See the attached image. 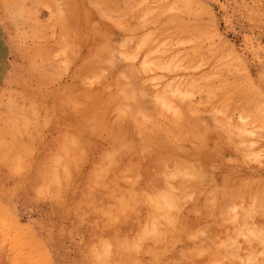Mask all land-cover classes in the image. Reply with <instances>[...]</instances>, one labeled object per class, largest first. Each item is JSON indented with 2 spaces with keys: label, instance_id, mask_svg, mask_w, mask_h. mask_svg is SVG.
<instances>
[{
  "label": "rangeland",
  "instance_id": "obj_1",
  "mask_svg": "<svg viewBox=\"0 0 264 264\" xmlns=\"http://www.w3.org/2000/svg\"><path fill=\"white\" fill-rule=\"evenodd\" d=\"M72 1L24 0L19 18L0 4V141L13 140L7 118L35 125L9 153L22 170L0 163V264H92L87 251L114 243L138 264H262L264 0ZM158 94L180 101L162 108ZM185 162L175 236L155 261L144 228L164 220L142 201L154 203L159 170ZM55 164L68 174L58 187ZM115 192L130 199L123 213Z\"/></svg>",
  "mask_w": 264,
  "mask_h": 264
},
{
  "label": "bare ground",
  "instance_id": "obj_2",
  "mask_svg": "<svg viewBox=\"0 0 264 264\" xmlns=\"http://www.w3.org/2000/svg\"><path fill=\"white\" fill-rule=\"evenodd\" d=\"M23 1L24 0H0V4H1V6H2V10H3V12H5V13H15V15H16V18H19V17H25L26 15H29L30 14V12L28 11V10H26L23 6H22V3H23ZM63 1V0H62ZM67 1V0H66ZM144 2L146 1V0H143ZM143 1H142V3H143ZM95 2V1H94ZM142 3H140V4H142ZM67 4V3H66ZM69 4H72V6L73 7H75L73 4V1L71 0H69ZM88 4V6H89V4H91V5H93L94 4V6H93V9H96V8H98L99 6L97 5V4H95V3H91V1H89V3H87ZM140 4H138L137 6H139ZM64 5V4H63ZM91 5H90V7H83L84 9L83 10H85L86 8H91ZM97 5V6H96ZM70 8H71V6H70ZM79 8H81V6H79ZM135 9H136V7H135ZM57 10L59 11H57L58 13H62L63 11H60L59 10V8H57ZM72 10H75L74 8L72 9ZM91 10V9H90ZM97 10H99V11H101L100 9H97ZM103 10H105V8H103ZM103 10L101 11V12H99L98 14H101L102 12H103ZM96 11V10H95ZM131 11V10H130ZM169 11V10H168ZM73 12V11H72ZM87 12V13H86ZM90 12V11H89ZM89 12L87 11V10H85V11H83V14H88L89 15ZM60 13V14H61ZM76 13V12H75ZM93 13V12H92ZM96 13H97V11H96ZM104 13V12H103ZM103 13H102V15H103ZM149 14H150V12H149ZM163 14V13H162ZM161 14V15H162ZM69 15V14H68ZM73 15V14H72ZM88 15H87V17L85 16V21H87L86 20V18H88ZM91 15V14H90ZM70 16V15H69ZM75 16V15H74ZM104 16V15H103ZM144 16V15H143ZM143 16L142 17H140V19L141 18H143ZM91 17V16H90ZM144 17H146V20L148 21L149 20V15H148V11L147 12H145V16ZM77 18V17H76ZM63 18H62V14H61V17L58 19V24L59 25H61L62 27H63V25L65 26L66 25V23L64 22V21H61ZM75 19V18H74ZM74 19H72V20H74ZM89 19V18H88ZM139 19V20H140ZM93 20H95V19H93ZM142 20V19H141ZM70 22H72L71 20H69ZM97 21V20H96ZM146 21V22H147ZM69 22V23H70ZM75 22V21H74ZM76 23V22H75ZM144 23V22H143ZM154 24V23H153ZM72 25L74 26V24H73V22H72ZM74 28H75V26H74ZM99 28V27H98ZM92 29V28H91ZM107 29H108V27H107ZM62 30V29H61ZM104 30V29H103ZM109 31V30H108ZM109 36V35H108ZM103 37V36H102ZM63 38H65V37H62V39ZM109 40H111V39H109ZM140 40H143V38H141ZM65 39H64V42H63V44H65ZM114 41V40H113ZM111 42H112V40H111ZM115 42V41H114ZM149 42V40L147 39V40H145L144 42H143V44L144 45H146L147 43ZM105 45H107V43L105 44ZM66 46H67V44H66ZM137 47V46H136ZM105 48H107V46L105 47ZM109 48V47H108ZM107 48V49H108ZM122 48V47H121ZM112 49V47H110V49H108L107 51H108V53L110 54V52H109V50H111ZM136 49V48H135ZM98 51H100V50H98ZM105 53V52H104ZM120 53V52H119ZM118 53V54H119ZM153 52H151V54H152ZM156 53V52H155ZM112 55L113 54H115V52H113V53H111ZM106 55V54H105ZM130 55V54H129ZM129 55H127L126 56V58L128 59V57H129ZM148 55H150V54H148ZM147 55V56H148ZM131 56V55H130ZM101 57H104V56H102L101 55ZM131 57H133V56H131ZM130 57V58H131ZM96 58V57H95ZM129 58V59H130ZM143 58V57H142ZM97 59V61H99V59L98 58H96ZM173 59V58H172ZM96 61V62H97ZM100 61H102V58H101V60ZM114 61V60H113ZM127 61V60H126ZM108 62H109V60H108ZM111 62V61H110ZM170 62V61H169ZM110 64V66H109V68L111 67V64H113V62L112 63H109ZM141 65H140V68H141V66H143V63H140ZM148 64V63H147ZM149 66H150V63L148 64ZM196 65H197V63H196ZM95 66V65H94ZM144 66H146V63L144 64ZM172 66V65H171ZM116 66H113V69L115 68ZM166 67V66H165ZM169 66H167V68H168ZM226 67H228V65L226 64ZM109 68H107L106 69V72H107V70L108 71H110V69ZM117 68V67H116ZM148 69V68H147ZM161 69V68H160ZM165 69V68H164ZM37 71H40V69L38 68L37 69ZM103 71V70H102ZM104 73V72H103ZM124 75V74H123ZM102 76V75H101ZM101 76H99V77H101ZM94 77H95V75H94ZM98 76H97V79L99 78ZM105 79V78H104ZM101 81H102V79H101ZM124 81V80H123ZM121 83H118V84H122V80L120 81ZM125 82V81H124ZM123 82V83H124ZM127 82V81H126ZM150 82V81H149ZM132 83V82H131ZM196 83V82H195ZM116 83L114 82V85H115ZM118 84H117V86H118ZM125 84V83H124ZM129 85H131L130 83H128ZM127 84V85H128ZM135 84V83H134ZM171 84V83H170ZM193 85H194V83H192ZM104 86H106V85H104ZM116 86V87H117ZM126 87V85L125 86H123V88H125ZM131 88H132V85H131ZM106 90V89H105ZM129 90V92H130V88L128 89ZM132 91L131 92H133L134 90L133 89H131ZM174 91H175V93H174ZM173 91V93L174 94H178V95H180V96H183V95H186V96H188L187 94H189V91H184V92H181V91H179V90H174ZM105 92V91H104ZM120 92H121V90H120ZM123 92V91H122ZM121 92V94H123ZM170 93H172L171 91H170ZM208 93L210 94V89L208 90ZM117 94H119V93H117ZM137 94V93H136ZM120 95V94H119ZM156 96V95H155ZM154 96V97H155ZM173 96H175V95H173ZM173 96H171L170 98H163L164 97V94L161 96L160 94H158L157 95V97L156 98H154V102H156L157 101V99H158V102H162V108H165V107H163V106H167V107H169V109H171V110H174V107L171 105V102H170V100L172 101V99L171 98H175V99H177V100H179L180 101V98H178L179 96H176V97H173ZM118 97H121V95L120 96H118ZM190 97V96H189ZM192 97V96H191ZM139 98H141V97H139ZM147 99H148V97H146ZM151 98V97H150ZM182 98V97H181ZM186 98V97H185ZM123 99H124V97H123ZM183 99V98H182ZM150 100V99H149ZM161 100V101H160ZM151 101V100H150ZM135 103H136V101H134ZM157 103V102H156ZM126 104V103H125ZM137 104V103H136ZM124 105V104H123ZM125 106V105H124ZM134 106V105H133ZM137 107H139V106H137ZM161 108V109H162ZM128 109V108H127ZM136 109V108H135ZM137 110V109H136ZM121 111H122V109H121ZM120 111V112H121ZM130 112H131V109L129 110ZM166 112H168V110H166ZM259 113H255V114H258L259 116H260V120H259V122H260V124L261 125H263L264 126V116H263V119H262V116L261 115H264V109H262V110H260V111H258ZM134 113H136L137 114V112H133V114ZM139 113V112H138ZM173 112H171V114H172ZM124 114V113H123ZM127 114V113H126ZM174 116H176L177 117V112L175 111L174 113ZM130 115V114H129ZM138 115V114H137ZM9 116H10V114H9ZM20 116V115H19ZM109 116V115H108ZM173 116V115H172ZM175 117V118H176ZM16 118V116L13 118V119H15ZM24 118V117H23ZM107 118H109V117H107ZM123 118H124V116H123ZM173 119V123L174 124H176L177 125V123H178V119ZM22 120V119H21ZM6 121H8V122H11V124H12V128H11V130H8V135H12V141H11V143H5V142H3V141H0V163L1 164H4V165H6L8 168H9V170H11V172L14 174V175H17L21 170H22V168H23V160L24 159H20L19 161H17L16 159H12L11 160V157L9 156V153L11 152L12 153V151H14L15 152V155H17V156H19V154L17 153V151H16V149H23L24 147H25V144H26V140L23 138V136H24V133H25V130H26V128H30V127H28L29 126V124H30V122H29V120L27 119V120H24V121H22L21 123L19 122V125L15 122V121H13V120H10L9 118H7L6 119ZM133 121V120H132ZM120 122H123V120L122 121H120ZM34 123V122H33ZM87 123V122H86ZM110 123V122H109ZM121 124V123H120ZM132 124H133V122H132ZM132 124H131V122H130V124H129V127H131L132 126ZM207 124V123H206ZM205 124V125H206ZM30 125H33V124H30ZM131 125V126H130ZM33 126H35V125H33ZM93 125L91 124L90 126H86V128L85 129H88L89 128V130H92L93 129V127H92ZM111 126H113V125H111ZM207 126V125H206ZM6 127V129H8V127L7 126H5ZM4 127V128H5ZM136 126H134L133 125V128L134 129H132V130H134V131H136V128H135ZM92 128V129H91ZM145 128V127H144ZM216 128V127H215ZM5 129V130H6ZM34 129V128H33ZM123 129H125V130H123V132L125 131V133H126V125H125V127L123 128ZM146 129V128H145ZM144 129V130H145ZM3 131V133L5 132V134H7L6 133V131ZM111 130H112V128H111ZM29 131H31V130H29ZM34 131H35V129H34ZM134 131H133V133H134ZM92 132H93V130H92ZM146 132V131H145ZM10 133V134H9ZM124 133V134H125ZM127 133H128V131H127ZM136 133H137V131H136ZM163 133V131L162 130H158V131H156L155 132V134H162ZM28 134H30L31 135V132L30 133H28ZM114 134H115V132H114ZM129 134V133H128ZM4 135V134H3ZM26 135V134H25ZM35 135V134H34ZM126 135V134H125ZM31 136H33V135H31ZM150 136V135H149ZM149 136L148 137H146V139L147 138H149ZM27 137V136H26ZM34 137V136H33ZM128 137H129V135H128ZM2 139H4V138H2ZM27 139V138H26ZM130 139V138H129ZM136 140V139H135ZM75 141V140H74ZM77 141V140H76ZM238 141V140H237ZM240 141V140H239ZM73 142V141H72ZM82 142V141H81ZM68 143V142H67ZM78 143V142H77ZM86 143V142H85ZM126 143V142H125ZM30 143H28V145H29ZM72 144V143H71ZM139 144V143H138ZM234 144V143H233ZM73 146L75 145V144H72ZM128 146V145H127ZM146 146V145H145ZM29 147V146H28ZM81 147V146H80ZM123 147H124V145H121V149H123ZM235 147H237V146H235ZM120 148V147H119ZM121 149H119L120 150V152H122V150ZM237 149H238V147H237ZM236 149V150H237ZM84 150V149H83ZM26 151V150H25ZM86 151V150H85ZM117 151V150H116ZM112 152H115L114 150L112 151ZM118 152V151H117ZM128 152H131V151H128ZM29 153H31V152H29ZM86 153V152H85ZM116 153V152H115ZM123 153V152H122ZM107 155L109 154V153H106ZM84 155V154H83ZM12 157H13V155H12ZM105 157V156H104ZM58 158V157H57ZM57 158L56 157H54V161H55V163L58 161L59 162V159L57 160ZM107 158H109V157H106V159ZM105 159V160H106ZM110 160H111V158H110ZM26 161H27V158H26ZM72 161H74V160H72ZM110 161H108V163H109ZM111 163V162H110ZM75 164V163H74ZM55 165H57V164H55ZM106 166H108V165H106ZM99 167V166H98ZM103 167H105V166H103ZM65 168V167H64ZM104 169V168H103ZM189 169H191V170H194L193 168H192V163L191 162H185V163H176L175 165H174V167H172V169H169V167L168 168H164V169H161V170H159L157 173H156V176L158 177V180L160 181V188H156V191H155V194H156V199L155 200H153L154 198H151L152 199V201L154 202L153 204H149V203H147V204H145V202H144V200L142 201V207L146 210V211H151L152 209H154L155 211H157L158 213H159V215H160V217L164 220V222L163 223H161L160 222V224H147L146 225V227L144 228L145 229V235L147 236L148 234L150 235L151 234V238L155 241H153V245H150V247L146 244V246L144 247V249H142L143 251H146V252H148V253H151L152 255H153V258H154V260L156 261L160 256H161V254H162V246H161V244H160V246H159V243H164L165 245H169V244H171V242H172V239L174 238V234H175V229H176V221L175 220H173V217H174V215L175 214H177L178 213V207H179V204H180V199H179V197H180V191H178V189L177 188H175L174 186L175 185H177V186H180L182 183H183V181L185 180V177H187V176H189V175H187L188 174V171H189ZM51 170V169H50ZM105 170V169H104ZM51 172H52V170H51ZM50 172V174H52V175H50L51 177H49V178H51V180H52V177L54 178V176H55V178H56V181H57V184H56V186L58 185V184H63V182L65 181V179L67 180V178H68V174L62 169V170H59V168H58V165L56 166V172H55V174H53V173H51ZM198 174H199V172H198ZM198 174H196L195 173V175H198ZM187 175V176H186ZM200 177H201V175H199ZM67 177V178H66ZM188 178H190V177H188ZM199 180H200V178H199ZM53 182L55 181V180H52ZM52 181H51V183H52ZM53 186V185H52ZM55 186V185H54ZM55 186V187H56ZM59 186V185H58ZM57 186V187H58ZM115 186V185H114ZM56 187V188H57ZM119 188V187H118ZM181 188H183L182 186H181ZM61 190V187L60 188H57V193H59V191ZM183 191H184V189H183ZM110 194H112V193H109V195ZM115 194H117V198H116V202H115V204H114V209H115V211L116 212H118V213H123L124 212V210H123V208H126L128 205H129V203H130V199H129V197H127V196H120V195H118V193H116L115 192ZM227 194V193H226ZM263 194V193H262ZM191 195V194H190ZM149 196V195H148ZM227 196V195H226ZM150 197V196H149ZM149 197L147 198V200L149 199ZM188 197V196H187ZM190 198V197H189ZM1 204V203H0ZM139 205V203H137L135 206H138ZM0 207H1V205H0ZM249 208V207H248ZM247 212V211H246ZM233 213H234V211H233ZM232 213V214H233ZM245 213V212H244ZM248 213V212H247ZM246 213V214H247ZM157 216V215H156ZM155 216V217H156ZM244 217V216H243ZM152 218V217H151ZM153 219V218H152ZM234 221V220H233ZM151 222V221H150ZM248 229H249V227H248ZM181 234V233H180ZM198 234V233H197ZM243 234V233H242ZM253 235L254 236H256V234L255 233H253ZM263 236H264V231H263V234H262ZM230 237V236H229ZM240 237V236H239ZM228 240V239H227ZM252 240V239H251ZM132 245L134 246V248L135 249H139V246H140V243H138V242H136L135 240H134V242L132 243ZM138 245V246H137ZM132 246V247H133ZM132 251V250H131ZM133 252V251H132ZM222 252V251H221ZM87 254L89 255V260L92 262V264H138V258H137V256H135V253H131L130 251L128 252V253H126L125 251H124V246L121 244V243H114L112 246H110V247H103V246H98V247H96L95 249H91V250H89V251H87ZM254 254V253H253ZM237 255V254H236ZM254 256H255V254H254ZM253 260H254V263L255 262H257V258H253ZM246 261H248L247 260V258H246ZM249 263L250 262H253L252 260H250L249 259V261H248ZM221 263V262H220ZM248 263V264H249ZM261 263L262 264H264V260H261Z\"/></svg>",
  "mask_w": 264,
  "mask_h": 264
}]
</instances>
